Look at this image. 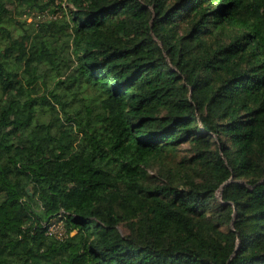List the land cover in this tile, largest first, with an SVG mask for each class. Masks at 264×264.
Instances as JSON below:
<instances>
[{
  "label": "trees",
  "instance_id": "obj_1",
  "mask_svg": "<svg viewBox=\"0 0 264 264\" xmlns=\"http://www.w3.org/2000/svg\"><path fill=\"white\" fill-rule=\"evenodd\" d=\"M0 92V264H264V0H0Z\"/></svg>",
  "mask_w": 264,
  "mask_h": 264
},
{
  "label": "built area",
  "instance_id": "obj_2",
  "mask_svg": "<svg viewBox=\"0 0 264 264\" xmlns=\"http://www.w3.org/2000/svg\"><path fill=\"white\" fill-rule=\"evenodd\" d=\"M63 217L64 214L61 213L57 218H54L49 222L42 223V227L45 229L47 236L53 237L59 241H62L67 237V231Z\"/></svg>",
  "mask_w": 264,
  "mask_h": 264
},
{
  "label": "rangeland",
  "instance_id": "obj_3",
  "mask_svg": "<svg viewBox=\"0 0 264 264\" xmlns=\"http://www.w3.org/2000/svg\"><path fill=\"white\" fill-rule=\"evenodd\" d=\"M10 9H12V10H14V8L13 7H10ZM13 13H14V11H12ZM37 13H35V14H32L30 17H29V19H28V22H30V21H32V19H33V17H37L38 15H36ZM47 16H50V15H47ZM27 18L26 17H23L22 18V20H26ZM31 19V20H30ZM42 92H43V90H41ZM0 94H1V92H0Z\"/></svg>",
  "mask_w": 264,
  "mask_h": 264
},
{
  "label": "water",
  "instance_id": "obj_4",
  "mask_svg": "<svg viewBox=\"0 0 264 264\" xmlns=\"http://www.w3.org/2000/svg\"><path fill=\"white\" fill-rule=\"evenodd\" d=\"M29 191V190H28Z\"/></svg>",
  "mask_w": 264,
  "mask_h": 264
}]
</instances>
